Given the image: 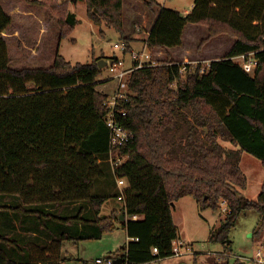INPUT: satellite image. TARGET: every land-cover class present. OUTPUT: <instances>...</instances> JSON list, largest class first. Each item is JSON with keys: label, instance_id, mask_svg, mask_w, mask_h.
<instances>
[{"label": "trees", "instance_id": "obj_1", "mask_svg": "<svg viewBox=\"0 0 264 264\" xmlns=\"http://www.w3.org/2000/svg\"><path fill=\"white\" fill-rule=\"evenodd\" d=\"M4 1L0 0V195H16L23 206L3 208L52 216L65 207L80 208L79 216L61 219L92 224L85 239H100L120 222L131 241L116 251V259L128 264L172 257L173 243L179 239L173 208L184 197H193L201 210L219 211L223 202L227 204L226 217L210 241L222 243L229 252L230 233L242 213L258 212V231L264 228V183L257 201L239 196L247 187L242 153L264 164V0H195L187 14L157 0H138L157 14L146 40L150 51L181 47L188 24L208 27L210 38L228 35L235 42L224 59L208 66L199 63L192 68L167 58L132 71L128 99L120 107L127 112L122 124L133 138L121 148L126 159L115 170L108 160L109 95L97 89L103 70L98 61L107 58L72 65L56 51L49 67H12L4 34L13 17ZM15 1L47 8L57 18L60 39L79 23L67 3ZM86 2L94 24H105L125 37L124 0ZM248 53L258 61L253 74L233 61ZM118 178L127 182L123 191L113 188ZM120 197L124 218L117 212L101 217L105 202ZM86 210L92 213L88 219L82 214ZM66 237L27 244L28 258L23 260L16 258L17 252L6 251L19 248L18 243L0 234V242H5L0 264H61Z\"/></svg>", "mask_w": 264, "mask_h": 264}, {"label": "rangeland", "instance_id": "obj_2", "mask_svg": "<svg viewBox=\"0 0 264 264\" xmlns=\"http://www.w3.org/2000/svg\"><path fill=\"white\" fill-rule=\"evenodd\" d=\"M53 1L67 3L79 21L70 35L64 39H60L57 18L47 8L34 6L24 1L5 0L3 2L5 9L13 17L12 26L4 34L9 46L12 67H49L54 62L56 51L72 65L91 63L100 57L112 61L110 59L116 57L124 60L126 66H131L130 53L123 52L115 45L124 43L125 39L129 44L130 42L142 43L151 29V11L138 0L123 2L125 39L115 29L105 24L96 25L92 22L87 15L86 0ZM157 1L160 5L177 9L183 14L193 10L195 5V0ZM145 11L148 13L145 14ZM184 34L183 46L162 54L150 52L155 54L152 55L151 60L159 63L171 58L175 62L192 68L199 63L208 66L212 61L224 59L235 42V39L228 35L210 38L208 27L199 24H188ZM144 49L146 53H149L143 43L134 46L136 51ZM113 76L109 66L104 68L97 79V89L108 95L112 94L117 86V82L112 80ZM176 86L177 83L174 84L175 88ZM224 145L233 148L230 143H224ZM240 165L247 177V187L239 190V196L257 201L264 183V164L250 153L243 152ZM118 199L112 198L106 201L100 216H110L114 206L121 205ZM4 206L17 208L23 206V203L16 195H0V234L8 235L11 241L18 243L19 248H6L7 253H9L7 249L13 254L17 252V259L28 258L27 244L34 242L44 245L45 239L49 236L60 239L65 234L68 237L63 240L61 264H95L97 258L112 255L118 258L116 251L126 242L127 235L119 225L118 229L104 234L100 239H85V235L93 230L92 224H87L78 218L71 221L61 219L79 216L81 209L74 206L55 212V216L44 212V215L26 213L21 210L3 208ZM27 209L36 210L31 207ZM224 209L225 207H221L219 211L212 208L201 210L193 197L180 199L173 208L174 222L179 233L177 241L182 242L189 250L183 256H172L147 264H252L249 260L258 246H264V228L258 231L260 214L249 210L240 215L230 233L232 245L229 252L222 243L210 241V234L221 226L226 217ZM82 214L87 219L92 215L89 210ZM34 234L38 235L37 240ZM4 243L0 242V246ZM238 257L248 258V260H238Z\"/></svg>", "mask_w": 264, "mask_h": 264}, {"label": "built area", "instance_id": "obj_3", "mask_svg": "<svg viewBox=\"0 0 264 264\" xmlns=\"http://www.w3.org/2000/svg\"><path fill=\"white\" fill-rule=\"evenodd\" d=\"M116 48L121 49L123 52L130 53L131 66H126L124 60L116 59L112 60V64L108 65L110 71L114 74L112 80L117 82V86L112 94L109 95L106 105L109 108L108 114L106 116V124L110 131L109 139V162L113 169L121 165L125 161V157L121 154V148L128 144L133 138V132L128 130L122 124V121L126 119L127 112L124 111L120 106L122 102L128 99V80L134 69H139L144 66H155L158 65L155 60H151L152 55L155 54L142 51L129 50V46L126 42L122 44H116ZM233 61L238 64L246 73L253 74L258 66V61L254 58L253 53L243 54L233 58ZM204 71V70H203ZM202 71V72H203ZM118 185L120 188L126 187L127 182L124 178H118ZM221 207H225L224 211L228 212V207L225 202L221 204ZM189 249L185 247L182 242L175 241L173 243V255L175 257H180L185 254ZM154 254H158L157 248L153 249ZM248 258H240L238 260ZM118 259L105 257L97 258L95 264H117ZM121 260L120 264H128L126 260ZM252 264H264V246H258L253 257L249 260Z\"/></svg>", "mask_w": 264, "mask_h": 264}, {"label": "crops", "instance_id": "obj_4", "mask_svg": "<svg viewBox=\"0 0 264 264\" xmlns=\"http://www.w3.org/2000/svg\"><path fill=\"white\" fill-rule=\"evenodd\" d=\"M165 6V5H164ZM175 10H177V9H175ZM151 12H150V14L152 15V25L154 24V22H155V20H156V18H157V14H156V12H154V11H152V10H150ZM146 12V11H145ZM188 12H190V11H187L186 13H188ZM148 12H146L145 14H147ZM186 13H184V14H186ZM151 25V26H152ZM185 32V31H184ZM148 34H149V31H148V33H147V36H146V38L144 39V41L142 42L143 44H144V48L146 47V40H147V38H148ZM184 36H185V34L183 35V39H184ZM185 41V40H184ZM141 42H130V46H131V49L132 50H134V46H138V45H140V44H142ZM183 46V45H182ZM177 48H180V47H177ZM176 48V49H177ZM173 49H175V48H173ZM170 51H173L172 49H170ZM151 52H154V53H159V54H162L164 51H160V50H155V51H151ZM115 188V190H119V191H123L124 189L123 188H120V186L118 185V181H116V186H114ZM119 199H121V200H119ZM118 199V201H121V205L120 204H116L115 206H114V208L111 210V214L113 213V212H117V213H119L120 214V218L121 219H123L124 217H123V214H121V213H123V210H124V201L122 200V198L120 197ZM110 200V199H109ZM117 206H118V208H117ZM103 207V206H102ZM138 219V217H134L133 218V220H137ZM120 222H118V225L119 226H121L120 224H119ZM122 227V226H121ZM117 229H118V227H117ZM124 229V228H123ZM124 231H125V229H124ZM125 233H126V231H125ZM126 235H127V233H126ZM131 241V239H130V237L127 235V238H126V242H125V244H124V246H126L129 242ZM123 247V246H122ZM121 248V247H120ZM151 263H153V262H151ZM189 264H191V263H189Z\"/></svg>", "mask_w": 264, "mask_h": 264}, {"label": "water", "instance_id": "obj_5", "mask_svg": "<svg viewBox=\"0 0 264 264\" xmlns=\"http://www.w3.org/2000/svg\"><path fill=\"white\" fill-rule=\"evenodd\" d=\"M110 64H112V61H108L106 59H101V60L98 61V66H99L100 69H104V68H106ZM116 263L117 264H120L121 263V260L118 259L116 261ZM182 264H189V263H182Z\"/></svg>", "mask_w": 264, "mask_h": 264}]
</instances>
